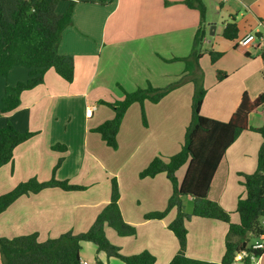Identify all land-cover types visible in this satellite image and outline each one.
I'll return each instance as SVG.
<instances>
[{
    "label": "crops",
    "instance_id": "0c3cea01",
    "mask_svg": "<svg viewBox=\"0 0 264 264\" xmlns=\"http://www.w3.org/2000/svg\"><path fill=\"white\" fill-rule=\"evenodd\" d=\"M203 1L207 7L206 19L209 7H214L226 19L220 29L218 23L207 19L208 30L210 25H215L209 52H223L224 56L214 64L207 63L210 81L201 114L228 122L244 92L255 98L264 90V67L260 58L264 39L253 41L248 48L253 54L251 58L234 50L235 43L250 33H260L264 38V0ZM184 2L81 0L75 3L72 24L64 30L58 49L61 55L74 58L73 82L65 81L50 69L43 84L21 95L16 111L0 115V128L10 121L20 132L36 133L19 145L13 161L0 169V188L4 189L0 195L32 178L47 182L54 177L84 186L86 190L69 192L49 188L20 197L0 214V237L11 239L37 233L44 242L67 233L87 232L110 202L111 179L116 178L123 219L136 227L137 235L120 237L107 227L110 242L124 256L149 251L156 257L155 264H169L177 255L178 240L168 228L177 210L172 208L164 219L145 218L148 213L167 208L172 185L165 173L154 178H141L140 173L154 158L168 159L180 151L182 145L175 146L173 141L175 136L179 139L182 128L186 132L192 120L193 80L200 76L203 86L206 84V73L201 66L194 77L187 75L185 62L172 61L190 56L201 22L200 12ZM69 5L68 0L59 2L56 12L66 13ZM232 17L240 30L236 42L223 37L224 25ZM210 36L213 37L211 33ZM217 71L226 72L227 79L219 81ZM28 72L24 67H15L8 77H0V110L5 88L25 82ZM186 75L184 84L160 103L146 102V125L139 104L128 109L118 132V149L108 147L96 132L99 126L114 118V111L102 102L121 101L124 91L134 92L149 83L164 88ZM92 106L96 109L87 116L86 110ZM249 124L262 126L264 110L251 114ZM57 144L66 146L67 150L63 153L53 150ZM261 144L258 133L243 132L227 150L212 180L208 198L232 213L234 223L240 221L236 213L238 201L246 196L244 175L257 170ZM60 158L63 162L54 172ZM184 175L182 170L178 179L182 181ZM187 199L193 203L191 196ZM186 227V256L220 263L225 253L228 224L192 217ZM88 243L93 244H81V261L125 264L117 258L108 259L104 252H98L96 245L91 247ZM233 264L246 263L237 259ZM252 264H264V255Z\"/></svg>",
    "mask_w": 264,
    "mask_h": 264
},
{
    "label": "trees",
    "instance_id": "16d2710c",
    "mask_svg": "<svg viewBox=\"0 0 264 264\" xmlns=\"http://www.w3.org/2000/svg\"><path fill=\"white\" fill-rule=\"evenodd\" d=\"M66 0H0V77H8L15 67L28 69V79L5 88L2 98L3 108L0 115H9L20 107L21 95L44 83L45 74L53 69L62 79L73 82L75 74L74 58L61 55L59 45L64 30L72 24V14L77 0H68L70 5L64 14H58L56 7ZM189 8L200 12L201 22L198 27L192 53L183 59L187 75L195 77L200 69L199 47L205 37L207 7L203 0H185ZM223 37L231 42L240 38V30L235 17L226 22ZM260 41L263 36L256 34ZM251 46V45H250ZM248 47L235 43L234 50L251 58ZM211 62L216 63L224 56L223 52L210 51ZM264 67V51L260 55ZM187 75L180 81L164 88L148 84L134 92L124 91V98L115 103L102 102L114 111V118L106 121L96 129L102 140L110 148L117 149V136L128 109L134 105L141 106L144 125L147 124L145 104L160 103L172 91L181 87ZM228 74L217 71L219 81L226 80ZM200 76L193 80L195 92L192 99V120L186 128L184 142L180 151L165 161L158 156L141 173V178H154L165 173L172 185L173 193L164 211L148 213L145 218L164 219L168 212L175 208L177 214L169 225L176 236L179 251L169 264H233L243 253L247 256L242 261L252 264V258L264 255V249H253V244L264 234V124L252 127L249 116L264 110V90L255 98L244 92L228 122H222L201 114L206 96V89L200 82ZM245 131L258 133L262 144L258 154V167L252 174L244 175L243 185L246 196L238 201L236 213L239 223L232 222V213L226 211L219 203L208 198L212 180L227 150ZM36 135L34 132L18 131L12 122L0 128V169L11 163L16 148ZM53 150L65 152L66 146L57 144ZM63 162L60 158L57 167ZM187 164L183 180L177 178V172ZM60 188L64 191H83L86 187L71 184L69 181H58L54 177L47 182L36 178L19 183L13 190L0 195V214L5 212L20 197L37 194L45 189ZM182 196L193 198L191 214L183 212ZM120 187L116 178L111 179V199L97 216L91 228L78 235L67 233L57 239L41 242L37 233L15 238L0 237V255L2 264H81L82 242L96 245L98 252H104L108 259L117 258L125 264H155L156 257L149 251L124 256L120 249L113 245L106 235V228L113 229L120 237H135V226L124 221L120 206ZM192 217L222 221L229 226L225 240V253L220 263L193 259L186 256L188 244L187 220Z\"/></svg>",
    "mask_w": 264,
    "mask_h": 264
},
{
    "label": "rangeland",
    "instance_id": "374dc122",
    "mask_svg": "<svg viewBox=\"0 0 264 264\" xmlns=\"http://www.w3.org/2000/svg\"><path fill=\"white\" fill-rule=\"evenodd\" d=\"M209 7V6H208ZM207 19L213 21V22H216L218 23V26H219V29L221 28L222 24H223V21L226 19L225 15H220V13L218 14V12L214 9V7H209V10H208V16H207ZM206 19V21H207ZM230 21L229 19L227 20V22ZM205 37L202 41V44L200 45L199 47V51L200 54H202V58L205 57V60L202 61V59H200L199 63H200V66H201V69L202 71H204L206 73V84L204 86V88L206 89V86H208V82L210 81V77H209V65L211 63V60H210V57H209V50L211 49V41L215 38L213 35V37L210 36V29L208 30L207 27H206V30H205ZM220 32V31H219ZM257 42V40L255 41V43ZM176 62V61H174ZM177 62H184V61H180V60H177ZM209 63V65L207 64ZM186 64V63H185ZM216 77H217V73H216ZM203 79V78H202ZM202 79L200 78V82H202ZM205 81V80H204ZM194 84V83H193ZM184 94H187V93H184ZM143 121V120H142ZM182 122H183V119H182ZM144 124V123H143ZM190 123H188V126H189ZM185 126L184 124H181V127ZM187 126V127H188ZM177 129V127H176ZM184 137H185V128H182L181 131H180V137L179 139H177V136H175V139L173 142H175V146H177L178 144L179 145H182L183 142H184ZM171 140V138H169ZM182 143V144H181ZM119 147V146H118ZM117 147V149H118ZM180 148V147H179ZM113 149V148H112ZM173 156V155H172ZM161 157V156H160ZM122 158H124V155L122 156ZM165 161H167L168 159L167 158H164L162 157ZM125 162L123 161L122 164H124ZM186 169H187V164L183 167H181V169L177 172V178H178V174L184 170V174L186 172ZM179 180V179H178ZM180 181V180H179ZM181 182V181H180ZM4 189L0 188V192H2ZM181 201H182V204H183V212L187 213V214H191L192 213V210H193V203L190 202L188 199H187V196H182L181 197ZM91 247H95V245L93 244H89ZM1 257V256H0Z\"/></svg>",
    "mask_w": 264,
    "mask_h": 264
},
{
    "label": "built area",
    "instance_id": "2783aa9c",
    "mask_svg": "<svg viewBox=\"0 0 264 264\" xmlns=\"http://www.w3.org/2000/svg\"><path fill=\"white\" fill-rule=\"evenodd\" d=\"M255 40H261V39H258V38L256 37L255 34L250 33V34L246 35L245 37L241 38V39L239 40L238 43H239V45H241L242 47H248V46H250V45L253 43V41H255ZM95 109H96V106L89 107V108L86 110V115H87V116H91L92 113H93V111H94ZM252 247H253V249H264V234L258 239V241H256V242L253 244ZM246 256H247V254H246V253H243V254L239 255V256L237 257V259L242 260L243 257H246ZM252 260L255 261V260H257V259L253 257ZM81 264H88V262H86V261H81Z\"/></svg>",
    "mask_w": 264,
    "mask_h": 264
},
{
    "label": "water",
    "instance_id": "95a60500",
    "mask_svg": "<svg viewBox=\"0 0 264 264\" xmlns=\"http://www.w3.org/2000/svg\"><path fill=\"white\" fill-rule=\"evenodd\" d=\"M77 1H81V0H77ZM214 30H215V25H210V31H211V34L214 35Z\"/></svg>",
    "mask_w": 264,
    "mask_h": 264
}]
</instances>
